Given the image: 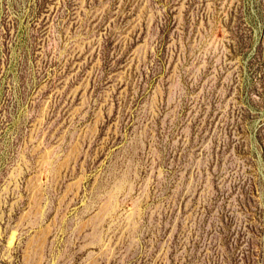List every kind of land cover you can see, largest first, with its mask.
Masks as SVG:
<instances>
[{
    "label": "rangeland",
    "instance_id": "1",
    "mask_svg": "<svg viewBox=\"0 0 264 264\" xmlns=\"http://www.w3.org/2000/svg\"><path fill=\"white\" fill-rule=\"evenodd\" d=\"M0 264H264V0H0Z\"/></svg>",
    "mask_w": 264,
    "mask_h": 264
}]
</instances>
